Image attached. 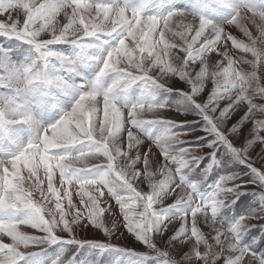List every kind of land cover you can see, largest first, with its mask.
<instances>
[{"label":"snow or ice","instance_id":"6c2138e0","mask_svg":"<svg viewBox=\"0 0 264 264\" xmlns=\"http://www.w3.org/2000/svg\"><path fill=\"white\" fill-rule=\"evenodd\" d=\"M193 262L264 264V0H0V264Z\"/></svg>","mask_w":264,"mask_h":264},{"label":"rangeland","instance_id":"374dc122","mask_svg":"<svg viewBox=\"0 0 264 264\" xmlns=\"http://www.w3.org/2000/svg\"><path fill=\"white\" fill-rule=\"evenodd\" d=\"M254 35H258V33H254ZM232 51L234 52L235 50H232ZM172 99L175 100L176 98L173 97ZM167 114L170 115V116L177 115L174 111L173 112H169ZM177 118L178 119H181V120L184 119L183 115H178ZM188 119L189 120H192V119H194V117L189 116ZM179 131H183V129H179ZM197 134H199V133H197ZM195 135L196 134H193V135H190V136H186V137H183V139H186V140H194L195 139ZM246 199H250V198H246ZM169 202H171V201H169ZM237 211L239 213L240 211H243V209L238 208ZM251 223L255 224V223H259V222L256 221V220H253V221H251ZM206 231H207V229H206ZM95 234L96 233H95V230L94 229H90L86 233H79V235H86V236H89V237H91V236H93ZM254 234H256V233L254 232ZM74 251H75V249H69L68 250V253H67V256L70 257ZM181 251H183V249H181ZM172 255L173 256H177V253L176 252H172ZM80 258L82 259L83 258V255H81ZM193 264H195V262H193Z\"/></svg>","mask_w":264,"mask_h":264}]
</instances>
